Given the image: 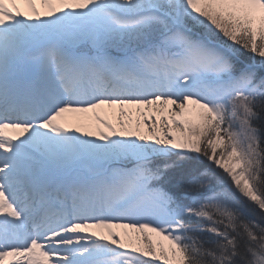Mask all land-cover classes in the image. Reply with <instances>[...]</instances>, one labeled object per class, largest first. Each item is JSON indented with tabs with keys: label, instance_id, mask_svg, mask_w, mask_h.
<instances>
[{
	"label": "snow or ice",
	"instance_id": "snow-or-ice-1",
	"mask_svg": "<svg viewBox=\"0 0 264 264\" xmlns=\"http://www.w3.org/2000/svg\"><path fill=\"white\" fill-rule=\"evenodd\" d=\"M0 264H264V0H0Z\"/></svg>",
	"mask_w": 264,
	"mask_h": 264
},
{
	"label": "rangeland",
	"instance_id": "rangeland-1",
	"mask_svg": "<svg viewBox=\"0 0 264 264\" xmlns=\"http://www.w3.org/2000/svg\"><path fill=\"white\" fill-rule=\"evenodd\" d=\"M38 6V5H37ZM45 11V9H43ZM115 110L113 109H106L105 112L107 113L108 117L110 119H113V122L115 123V120H114V117H113V113H114ZM102 114H105V113H102Z\"/></svg>",
	"mask_w": 264,
	"mask_h": 264
},
{
	"label": "bare ground",
	"instance_id": "bare-ground-1",
	"mask_svg": "<svg viewBox=\"0 0 264 264\" xmlns=\"http://www.w3.org/2000/svg\"><path fill=\"white\" fill-rule=\"evenodd\" d=\"M38 7H40L39 4H38ZM21 10H22V11H25V12L28 11L23 5H21ZM40 10H41V12L44 11L43 8H40Z\"/></svg>",
	"mask_w": 264,
	"mask_h": 264
}]
</instances>
